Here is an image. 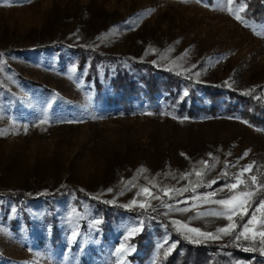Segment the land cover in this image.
Returning a JSON list of instances; mask_svg holds the SVG:
<instances>
[{"label":"rangeland","instance_id":"374dc122","mask_svg":"<svg viewBox=\"0 0 264 264\" xmlns=\"http://www.w3.org/2000/svg\"><path fill=\"white\" fill-rule=\"evenodd\" d=\"M246 1L0 0V264H117L115 249L141 222L125 264L194 263L172 221L217 233L231 222L206 214L223 210L207 194L233 195L219 189L247 165L246 182L256 175L264 184V110L243 98L264 106V11ZM241 4L243 23L233 14ZM168 70L201 92L159 91L154 75ZM121 76L128 94L115 86ZM203 85L221 95L210 99ZM186 187L171 198L164 191ZM15 191L29 198L8 195ZM262 198L259 189L249 216ZM239 231L185 242L246 251ZM202 251L205 264H251Z\"/></svg>","mask_w":264,"mask_h":264},{"label":"snow or ice","instance_id":"6c2138e0","mask_svg":"<svg viewBox=\"0 0 264 264\" xmlns=\"http://www.w3.org/2000/svg\"><path fill=\"white\" fill-rule=\"evenodd\" d=\"M198 2H203V0H198ZM233 0H229V3H232ZM229 11H232V9H229ZM244 11V5L241 4L240 7L233 13L235 16V19L240 21L241 23L244 22V17L240 15L241 12ZM264 34V33H261ZM183 95L186 97L188 96V92L185 91ZM151 115V113H148ZM187 119V117H185ZM46 121H42L44 123ZM211 153L209 156L211 157ZM247 155V153H245ZM205 166V168H208V164L206 161L200 162ZM228 165H225V168H227ZM253 165H247L244 168H242L238 173L234 174V182L230 184H225L223 187H221L219 190L223 191L225 188L228 189L230 192H233V195L229 196L226 199H208L209 197H215L217 195L216 191H213L211 193L207 194V197H205V202H210L214 204H218L223 206V210L206 213L213 216H219L227 219L231 223H229L225 227H221L217 230V233H208L203 232L199 228H191L188 227L187 224L181 222V221H172L174 225H178L177 231H183L184 238L190 240L192 243L199 244L201 243V239L204 240H216L219 239L220 236L219 233H223L224 235H230L232 234L237 227L241 228V231L237 232L234 236L235 241H240L243 239L244 241L250 242L252 245L249 248H246V251H259L261 255H264V198H262L259 203L257 204L256 208L253 209V214L249 216V208L254 203V197L257 195V191L259 189H264V184H258L257 183V177L256 175H251L250 181L251 183H247L244 179V175L246 172H249L252 169ZM210 170V169H209ZM204 169H201L200 171H195L194 174L198 177V180L196 184L193 186L192 190L194 191V188L196 186H200V184L203 183L202 179V172ZM186 174L185 177L187 178ZM221 175H227L226 171L222 172ZM217 180L213 179L212 181L208 182L206 186L211 187L212 184H216ZM191 184V181H190ZM241 185H243V189H241ZM111 191V189H109ZM143 193H149L148 188H143L141 190ZM165 194L169 195V198H171L170 193L174 195H182L183 192L189 191V188H183V189H165ZM153 199H156L158 197H152ZM106 203H112V201H106ZM137 201L133 200L130 204L125 205V207L132 208L134 205H136ZM179 203V202H178ZM140 208H145L146 205L144 203H140L138 205ZM150 206V205H149ZM165 207H168L169 209H172L171 205H165ZM174 211H187L185 208H175L172 209ZM261 213L260 218H257L256 213ZM234 217H239L241 221H244V217H249L246 221L243 222L242 225H238L236 221L234 220ZM96 223H100V221H96ZM143 229L142 222L138 226L130 227L127 230V234L124 237V242H122L116 249H115V255L118 258L117 264H125L126 257L130 254L136 251L135 247L129 243V240L134 237L137 233L141 232ZM0 231H3V229H0ZM188 233H191L193 235H189ZM78 237V232L73 230L71 232V241H76ZM168 241L165 240L164 243L160 245L161 248H164V245L167 244ZM237 246H240L237 244ZM176 244L171 243L167 249L164 251L163 255L166 257L168 256L173 249H175Z\"/></svg>","mask_w":264,"mask_h":264},{"label":"trees","instance_id":"16d2710c","mask_svg":"<svg viewBox=\"0 0 264 264\" xmlns=\"http://www.w3.org/2000/svg\"><path fill=\"white\" fill-rule=\"evenodd\" d=\"M246 2H248L249 9H251L252 11L256 13H260L264 11V0H247ZM87 75H88L87 76L88 78H91L92 80L95 81V86L98 87L99 79L97 78V75H93L90 70L87 71ZM120 78H118L117 81L115 82V86L117 89L121 90V92L128 94L130 90L128 89L127 85L126 86L121 85V82L122 84H126L128 82H125L126 79H123L124 77L121 76ZM154 81L156 84H158V88L160 89L159 91H161V87H163L167 91V93L171 96L178 95L181 92H185V91H187L188 95H191V96L194 95L195 93L201 92L200 87L202 86V84L200 83L195 84L194 82L191 83V79L189 78L188 75L178 74L170 70L159 73V75H156V76L154 75ZM151 82L152 80H149L146 82V84L151 83ZM203 86L205 87V90H203V92H206L210 99L216 100L221 95V93H217L219 91H215L216 87L212 85H203ZM211 89H214V90H211ZM243 98L245 102L248 103L251 107L255 108L256 110H262L263 112L264 106L258 105V101L254 100L253 97H248V98L243 97ZM71 190L75 192L74 194H77L81 197L88 198V195H86L79 189L74 188ZM8 195L13 197L15 200L17 199L25 200L29 198L28 195H26L23 192H19V191L8 193ZM116 208H117L116 210L121 209L120 207H116ZM175 237L180 241V244L182 245L186 244V247H187L186 250L188 251L187 252L188 256H191V257L192 255L196 256V259L194 261H191V262H194L193 264H205V258L208 256L204 255V252L202 251L203 248L212 250L213 253L220 251V252H227V253L235 254L233 255L234 257L236 255H239L243 259L250 260L251 264H264V255H260V254L253 253L250 251H241L234 247L218 246L214 244L202 246L203 248L195 247V245H192L191 242H188V243L185 242L186 239L180 237L179 235H175ZM176 249L178 250L179 246ZM183 259H189V258L184 257Z\"/></svg>","mask_w":264,"mask_h":264}]
</instances>
